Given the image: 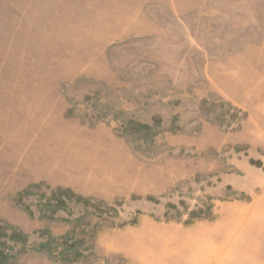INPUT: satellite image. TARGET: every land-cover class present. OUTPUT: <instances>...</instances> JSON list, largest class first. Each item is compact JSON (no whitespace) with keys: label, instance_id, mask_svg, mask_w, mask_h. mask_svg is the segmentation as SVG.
<instances>
[{"label":"rangeland","instance_id":"1","mask_svg":"<svg viewBox=\"0 0 264 264\" xmlns=\"http://www.w3.org/2000/svg\"><path fill=\"white\" fill-rule=\"evenodd\" d=\"M0 264H264V0H0Z\"/></svg>","mask_w":264,"mask_h":264}]
</instances>
